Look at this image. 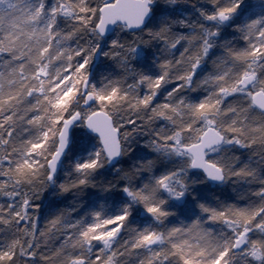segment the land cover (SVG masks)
<instances>
[{
  "label": "snow or ice",
  "instance_id": "snow-or-ice-1",
  "mask_svg": "<svg viewBox=\"0 0 264 264\" xmlns=\"http://www.w3.org/2000/svg\"><path fill=\"white\" fill-rule=\"evenodd\" d=\"M0 264H264V0H0Z\"/></svg>",
  "mask_w": 264,
  "mask_h": 264
}]
</instances>
